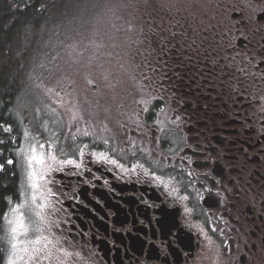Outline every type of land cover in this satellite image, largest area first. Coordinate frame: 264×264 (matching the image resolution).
<instances>
[{"label": "flooded vegetation", "instance_id": "1", "mask_svg": "<svg viewBox=\"0 0 264 264\" xmlns=\"http://www.w3.org/2000/svg\"><path fill=\"white\" fill-rule=\"evenodd\" d=\"M140 2L44 56L62 94L3 264H264V0Z\"/></svg>", "mask_w": 264, "mask_h": 264}, {"label": "rangeland", "instance_id": "2", "mask_svg": "<svg viewBox=\"0 0 264 264\" xmlns=\"http://www.w3.org/2000/svg\"><path fill=\"white\" fill-rule=\"evenodd\" d=\"M145 1H147L146 4L151 2V0ZM130 2L142 4L140 0H56L54 6L49 8L46 21L35 28L34 35L30 39L28 61L24 68V74L27 77L26 89L22 99L14 103V110L22 120L21 138L17 150L20 161L21 197L17 203L11 204L4 218L2 239L6 245L5 252L6 250L12 252L11 244L18 243L25 235H19L16 241L11 239V227L15 225L17 219L21 218L25 227L30 226V220L25 214L28 190L32 186L29 173L31 169L28 165L34 152L30 153V138L35 128L38 131H44L47 120L51 126L53 118L45 114L47 102L57 99L62 94L61 81L64 77L57 82L60 79L59 76L47 73L46 66L43 64L44 56L65 52V47L78 38L91 42L94 35L92 30L98 26L107 25L120 10L124 9L125 4ZM52 86L54 92L50 93ZM37 114L39 118L36 120ZM9 221L13 223L10 224Z\"/></svg>", "mask_w": 264, "mask_h": 264}, {"label": "trees", "instance_id": "3", "mask_svg": "<svg viewBox=\"0 0 264 264\" xmlns=\"http://www.w3.org/2000/svg\"><path fill=\"white\" fill-rule=\"evenodd\" d=\"M55 1L0 0V264L5 256L2 239L5 214L10 199H17L20 188L17 150L22 120L14 110V103L22 99L26 89L24 68L30 39L35 28L46 21Z\"/></svg>", "mask_w": 264, "mask_h": 264}, {"label": "snow or ice", "instance_id": "4", "mask_svg": "<svg viewBox=\"0 0 264 264\" xmlns=\"http://www.w3.org/2000/svg\"><path fill=\"white\" fill-rule=\"evenodd\" d=\"M42 147V146H41ZM35 152V149L33 150ZM32 160L37 161L42 163L43 162V158L42 157H38L37 155H33L32 156ZM9 163H11V161H9ZM66 164H74L75 162L73 160H67L65 161ZM78 167V165H77ZM15 211V210H13ZM5 216H7V214H5ZM9 223H13L12 221H9ZM30 231L29 228L25 227L23 220L21 218H18L17 221L15 222V225L13 227H11V239L13 241H16L17 237L21 234H27ZM34 231V229H33ZM48 241L47 237L44 236H38L35 240L29 241L28 243L32 244V245H36L39 244L41 241ZM11 248L15 251H18L19 249L17 248V243H12L11 244ZM47 249V243L44 244V246L42 248H37V247H33L31 250V253L29 254V260L32 261V264H39V262L41 260L47 259L48 257L43 255L44 251ZM23 251L25 253H29V248L25 247L23 249ZM20 257H17V259H19ZM7 264H16V259L13 258H9L7 260Z\"/></svg>", "mask_w": 264, "mask_h": 264}]
</instances>
